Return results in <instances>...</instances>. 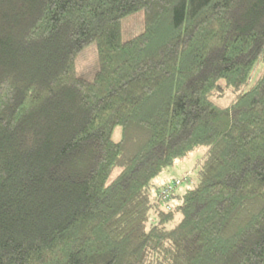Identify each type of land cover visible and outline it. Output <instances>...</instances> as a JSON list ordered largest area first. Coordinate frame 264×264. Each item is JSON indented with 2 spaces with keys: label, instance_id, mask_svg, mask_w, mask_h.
Returning <instances> with one entry per match:
<instances>
[{
  "label": "trees",
  "instance_id": "1",
  "mask_svg": "<svg viewBox=\"0 0 264 264\" xmlns=\"http://www.w3.org/2000/svg\"><path fill=\"white\" fill-rule=\"evenodd\" d=\"M0 264H264V0H0Z\"/></svg>",
  "mask_w": 264,
  "mask_h": 264
},
{
  "label": "rangeland",
  "instance_id": "2",
  "mask_svg": "<svg viewBox=\"0 0 264 264\" xmlns=\"http://www.w3.org/2000/svg\"><path fill=\"white\" fill-rule=\"evenodd\" d=\"M144 11L132 13L123 18L122 21V38L127 40L141 33L144 30ZM99 68L98 49L97 44L92 43L86 46L76 57L77 73L87 79H93L95 73ZM230 93L223 100H218L221 105H226L230 100ZM205 151L204 147L190 153L183 159L176 160L175 164L163 169L154 178V187L152 189L153 195L162 191L165 187L172 185L173 189L170 191V201L172 203L178 202V195H182L187 189L191 188L197 181L198 165L197 161L200 159ZM179 179L180 183L175 181Z\"/></svg>",
  "mask_w": 264,
  "mask_h": 264
},
{
  "label": "built area",
  "instance_id": "3",
  "mask_svg": "<svg viewBox=\"0 0 264 264\" xmlns=\"http://www.w3.org/2000/svg\"><path fill=\"white\" fill-rule=\"evenodd\" d=\"M176 184L180 183V180L177 179L175 181ZM173 189V186L172 185H169L167 187H165L162 191H161V194L166 197L168 195V193Z\"/></svg>",
  "mask_w": 264,
  "mask_h": 264
}]
</instances>
